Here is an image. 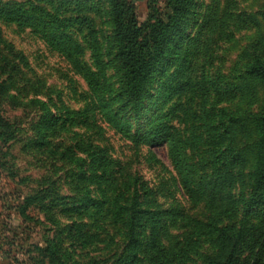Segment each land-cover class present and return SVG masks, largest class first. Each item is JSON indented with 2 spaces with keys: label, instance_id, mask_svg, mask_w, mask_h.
<instances>
[{
  "label": "rangeland",
  "instance_id": "374dc122",
  "mask_svg": "<svg viewBox=\"0 0 264 264\" xmlns=\"http://www.w3.org/2000/svg\"><path fill=\"white\" fill-rule=\"evenodd\" d=\"M145 1L138 0L142 13ZM100 4L102 15L92 16L105 46L113 26L108 3ZM263 12L264 0H195L156 66L144 104L150 110L142 115L143 121L158 116L155 124L166 123L179 133L190 172L197 169L196 181L207 186L216 178L212 164L220 147L230 149L235 156L232 195L246 193L257 164L264 85L246 70L264 51ZM31 15L21 21L0 19V264H126L121 256L124 226L101 220L97 238L82 248L72 238L77 220L72 206L98 204L103 191L110 196L129 193L125 184L135 180L143 187L137 209L168 212L166 244L197 240L195 222H217V206L192 200L193 182L186 184L172 166L167 144L134 143L124 131L134 132L138 123L127 126L120 120L114 126L102 111L89 126L72 128L71 115L60 120L66 109L86 110L89 86L54 45L56 29L45 28L44 20ZM84 59L91 63L88 51ZM229 118L236 122L227 133ZM222 134L221 145L216 137ZM74 135L107 152L108 183L85 179L91 158L72 147ZM73 196L82 199L72 202ZM83 221L94 222L90 215ZM201 259L193 256L188 264H201Z\"/></svg>",
  "mask_w": 264,
  "mask_h": 264
},
{
  "label": "trees",
  "instance_id": "16d2710c",
  "mask_svg": "<svg viewBox=\"0 0 264 264\" xmlns=\"http://www.w3.org/2000/svg\"><path fill=\"white\" fill-rule=\"evenodd\" d=\"M100 2L0 0V19L21 21L32 14L31 18L36 17L37 21L44 20L42 23L45 28L54 27V45L66 53L76 71L87 81L91 102L86 110L66 109L60 114V120L62 115H71L72 128L76 125L89 126L95 113L102 111L110 116L114 126L120 120L127 126L135 121L138 123L136 130L130 132L127 129L124 133L138 145L153 147L167 144L172 166L179 171L186 184L193 182L190 188L192 200L207 203L209 207L217 206L215 211L218 216L217 222H213L212 218L195 222L197 240L172 241L168 245L165 242L167 234L164 221V215L168 212L137 209L143 187L140 188L139 181L135 180L129 185L125 184L127 190L131 189L129 193L110 196L103 191L104 196L98 204L77 206L74 203L72 217L77 220L72 224V238L85 248L99 235L95 227L103 220L110 226H124L122 235L123 241H126L121 256L126 264H144L145 261L149 264H188V261H194L193 256L202 257L201 264H264V104L258 117L257 164L249 174L250 183L246 193L239 190L238 195L231 194V190L235 189L234 174L231 172L235 156H230L228 148L220 147L216 154L215 163L212 164L215 180L209 186L203 181H196L197 169L194 173L190 172L179 133L172 131L173 128L166 123L155 124L158 116H152L148 121L142 118L150 110L144 108V104L149 98L156 66L166 52L168 40L179 30L195 0H146L144 13L140 11L138 0H106L111 13L113 36L105 46L99 38L95 17L92 16L102 15ZM87 51L91 63L84 59ZM6 60L13 65L12 60ZM109 69L113 70L112 75ZM246 72L264 85V51L256 53ZM79 115H84V118L75 121ZM235 122L233 118L225 120L227 133ZM225 134L216 137L221 145ZM76 135L72 138V147L87 152L91 158L85 170V179L89 183H108L110 158L107 152L86 142L81 135ZM100 168L102 172H99ZM148 193L146 190L145 194ZM81 199L80 196H73L72 202ZM89 215L93 217L92 224L83 221ZM100 226V230L107 231L106 237H112L108 229L104 230ZM140 226L143 231L138 233ZM201 237L205 240H200ZM205 245L207 248H204Z\"/></svg>",
  "mask_w": 264,
  "mask_h": 264
}]
</instances>
